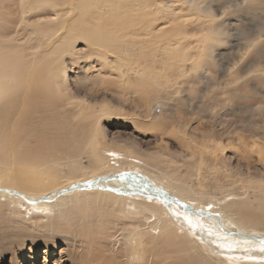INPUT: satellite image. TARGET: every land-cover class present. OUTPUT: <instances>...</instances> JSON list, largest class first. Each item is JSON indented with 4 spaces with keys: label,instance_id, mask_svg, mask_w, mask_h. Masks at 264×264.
I'll use <instances>...</instances> for the list:
<instances>
[{
    "label": "bare ground",
    "instance_id": "1",
    "mask_svg": "<svg viewBox=\"0 0 264 264\" xmlns=\"http://www.w3.org/2000/svg\"><path fill=\"white\" fill-rule=\"evenodd\" d=\"M152 1L0 0V217L10 223V234L17 235L14 216L29 212L28 219L39 220L27 227L45 232L50 244L74 241L71 252L76 253L75 243L83 241L81 230L91 229L93 248L77 264H264L263 183L250 185L257 193L252 198L224 200L234 195L230 192L206 198L188 180L202 166H210L202 156L203 146L187 145L184 156L196 153L198 159L187 163L190 170L180 177L156 155L113 141L100 147L103 137L96 122L83 120L94 121L105 109L64 90L66 59L71 66L83 60L111 71L122 86L130 84L133 74L139 77L137 88L146 82L139 71L161 65L163 55L170 64H181L185 76L189 54L178 55L188 19L164 17L151 8ZM250 1L230 0L214 7L206 3L197 11L214 22L209 30L217 33L219 42L221 24H230L221 16L246 8ZM160 19L166 26L155 30ZM260 37L264 21L237 39L233 59L220 65L221 77L212 78L207 69L197 75L208 93L214 87L234 97L235 90L249 83L264 97V43H252ZM79 43L85 47L82 53L75 50ZM248 48L252 50L245 56ZM147 56L151 60L144 62ZM164 75L156 72L158 86ZM254 77L261 83H251ZM50 116H76L79 126L65 128L63 119L52 122ZM220 126L225 131L224 124ZM261 139L252 142L264 157ZM216 140L212 138V148L218 146ZM89 151L95 159L90 166L105 162L104 174H81L79 155ZM64 164L71 174L62 180ZM106 243L112 245L110 252L103 249Z\"/></svg>",
    "mask_w": 264,
    "mask_h": 264
},
{
    "label": "rangeland",
    "instance_id": "2",
    "mask_svg": "<svg viewBox=\"0 0 264 264\" xmlns=\"http://www.w3.org/2000/svg\"><path fill=\"white\" fill-rule=\"evenodd\" d=\"M227 1L230 0L152 1L151 8L160 10L164 17L173 18L180 15L188 19L183 40L185 43H179L178 55L183 58L189 54L184 65L185 76H182L181 64L173 62L171 65L163 55L161 65L155 66L156 70L149 67L147 71H139L147 77L146 82L137 88L135 83L139 77L133 74L130 84L122 86L118 77L111 71L110 74L95 64L88 65L89 62L83 60L71 66L66 59L68 69L64 84V90L69 94L86 100L94 108L105 109L104 114L93 118L94 121L83 120V124L96 122L100 137H103L100 139V147L103 142L124 143L138 153L156 155L180 177L190 170L186 164L198 159L196 153L192 155L194 158L184 156L188 154L187 145L195 143L197 146H203L202 156L208 158L210 166H202L199 171L201 174L193 172L189 177L192 179L188 178L189 184L196 188V193L204 192L206 198H221L226 192L234 194L224 200L252 198L257 193L250 185L253 182L255 185H258V182L264 184V157H259L257 147L252 142L255 137L261 136V143L264 145V97L254 91L249 83L235 90L237 96L234 97L219 94L214 87L210 88L208 93L197 76L207 69L212 78L221 77L220 65L222 62H229V58L233 59L236 50L233 45L237 39L244 37L250 26H258L264 21V0H252L246 8L238 12L231 10L221 16V19L225 17L230 24H221L223 33L219 35L221 40L218 42L217 33L209 30L213 29L214 22H209L197 9L206 3L214 7ZM194 5L196 8H193ZM156 23L158 26L155 30L166 26L163 24L164 19ZM234 27L238 29L237 33ZM75 50L82 53L85 47L79 43ZM151 57L147 56L148 60L144 59V62L151 60ZM208 57L212 58V64L208 62ZM166 62L168 63L165 64ZM157 71L165 74L161 87L154 78ZM103 80L113 81L103 83ZM249 80H252L251 83H261L255 77ZM261 84L264 85V82ZM154 88L157 91H153ZM157 94L161 97L160 100H156ZM65 108H70V105ZM62 110L63 107L59 108L60 112ZM50 117L52 122L57 118L63 119L64 126L68 129L79 126L76 116ZM220 124H224L225 131L220 128ZM214 137L218 146L212 148L211 140ZM100 154L103 155V152L100 151ZM89 162H95L92 152L79 155L78 163L83 166L81 174L95 177L105 173V162L98 161L95 166H90ZM109 162L112 163L113 160L110 159ZM70 170L66 164L61 166L60 178L64 180L71 174ZM198 182H201L200 187ZM215 212L220 213L219 210ZM28 216L29 212H25L24 217L22 214L14 216V222L20 228L17 235L10 234V223L0 217V264H77L80 256L89 257L93 248L90 242L94 241L95 236L91 229L81 230L83 241L75 243L76 247L79 246V252H71V243L74 244V241L57 240L50 244V236L45 232L26 226L36 219H28ZM20 218L24 220L21 221ZM103 245L105 251L112 250L109 243ZM10 248L12 253L8 251Z\"/></svg>",
    "mask_w": 264,
    "mask_h": 264
},
{
    "label": "snow or ice",
    "instance_id": "3",
    "mask_svg": "<svg viewBox=\"0 0 264 264\" xmlns=\"http://www.w3.org/2000/svg\"><path fill=\"white\" fill-rule=\"evenodd\" d=\"M252 43H253V45L258 44V43H264V37H260L258 40H254ZM251 50H252L251 48H248L247 52H245V56H247V53L250 52ZM182 207L187 209L189 206L188 205H182ZM209 208H211V206H209ZM196 211L200 212V211H203V210H196ZM262 243H264V241H262Z\"/></svg>",
    "mask_w": 264,
    "mask_h": 264
}]
</instances>
